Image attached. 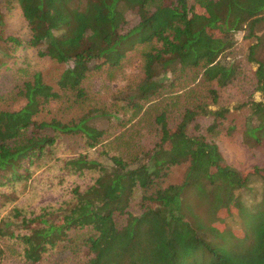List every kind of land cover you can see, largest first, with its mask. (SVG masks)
Returning <instances> with one entry per match:
<instances>
[{"label":"trees","instance_id":"16d2710c","mask_svg":"<svg viewBox=\"0 0 264 264\" xmlns=\"http://www.w3.org/2000/svg\"><path fill=\"white\" fill-rule=\"evenodd\" d=\"M4 2L20 6L32 35L24 41L5 37L0 29L1 68L23 44L38 47L41 57L73 64L55 84L40 71L20 68L21 83L0 95V202H17L18 186L26 187L54 158L66 175L88 174L92 181L74 186L67 200L37 211L25 204L5 216L0 210V264L13 241L32 264L58 246L83 252L82 264H264V175L258 169L243 175L219 163L214 137L233 132V111L210 108L222 89L243 77L242 63L232 61V52L234 34L245 30L244 38L255 39L247 59L257 64L261 95L243 105L250 111L246 132L258 142L264 137V57L258 56L264 48V0ZM128 13L139 17L132 27ZM134 51L142 63L139 80L122 93V101L95 103L83 85L90 73L121 69ZM10 99L24 103L15 107ZM60 102L64 117L42 116ZM130 110V118L120 117ZM173 115L179 120L175 124ZM200 115L212 117L207 133H190ZM100 117L122 125L145 120L155 132V145L136 152L117 149L124 133L105 142L112 134L92 123ZM66 134L79 135L86 152L57 159L55 149ZM101 145L98 154L91 152ZM181 164H187L184 180L168 182L171 168ZM255 176L262 179L261 195L247 204L241 191ZM136 199L139 213L129 209ZM241 202L246 203L242 208ZM234 216L241 219L237 229L227 222Z\"/></svg>","mask_w":264,"mask_h":264},{"label":"rangeland","instance_id":"374dc122","mask_svg":"<svg viewBox=\"0 0 264 264\" xmlns=\"http://www.w3.org/2000/svg\"><path fill=\"white\" fill-rule=\"evenodd\" d=\"M0 8L3 13V24L0 29L3 31L4 36L8 35L18 36L24 41L30 39L32 31L30 25L25 19L22 9L18 4H14L12 7H8L4 0H0ZM129 26L132 27L139 22L138 15L134 13H128ZM245 30L238 31L234 34L236 40V46L232 52V61H240L243 69V77L234 84L222 89L220 91V98L218 104L210 105V108L217 109L220 106H228L232 109L233 115L230 117V122L235 125V129L232 133L226 131L220 132L214 137V140L219 145L220 159L219 163L224 166L233 167L241 171L243 175H246L250 171L256 169L260 170L264 175V137L260 142L247 134V119L250 115L249 108L243 106L252 98L260 99V92L256 90L257 81L255 77V70L257 64L255 62H249L247 57L249 53L248 47L255 41V39L244 38ZM262 32H260L261 34ZM6 45L5 43H2ZM8 48L11 44H7ZM12 52V49L9 50ZM132 59L126 63L121 69L111 71L110 68H105L101 71H93L84 82V87L88 92L89 97L93 98V101L113 103L116 99H119L123 95V92L128 90L129 86H132L134 82L138 81L142 74V63L139 58V51L132 52ZM1 55V52H0ZM258 56L264 57V48H261ZM1 57V56H0ZM73 62L58 63L50 57L39 55L38 47L28 46L23 44L14 51L12 58H7V62L1 68L0 67V95L10 94L15 86L20 81L19 69L27 68L29 71L43 73L45 79L55 84L59 73L65 68L72 66ZM15 101L12 106L21 107L24 103L23 100ZM184 100V99H183ZM11 101L7 104L11 105ZM243 106V107H240ZM91 105H86L85 109H89ZM64 103H52L48 109H46L42 116L51 117L54 114H58L60 117H64ZM79 113L75 110V114ZM132 110L127 115L120 114V117L124 116L126 119L130 118ZM71 115L69 111L67 116ZM153 116L148 117L150 120ZM178 118L173 115L171 117V123L178 122ZM199 122L200 128L194 129V124ZM212 122V117L200 115L197 120L189 127L190 133H203L206 134V128ZM92 123H95L99 127L108 129L115 137V134H123L122 140L117 142V149H126L136 152L139 149L152 148L157 140L155 132L151 131L149 123L145 120L138 122V119L133 122H128L126 125H122L117 119L111 118L108 120L105 117L94 119ZM56 150V158L78 156L80 153H85L83 140L79 135L66 134L62 138V143L58 145ZM97 152L102 151V145L91 150ZM55 158L50 162H47L45 166L37 169L28 181L26 187L24 185L18 186L19 196L17 202L1 204L0 210L1 216H5L16 205L25 204L29 209L38 210L42 206L50 204H59L62 201L67 200L71 196V189L76 185H88L92 181L91 176L88 174H69L66 175V171L61 170L60 161L55 162ZM54 164L53 167H50ZM187 164H181L171 168L168 182L181 183L186 175ZM63 179V182H61ZM262 179L258 176L252 178V182L247 189H242L243 197L247 204H251L260 198L262 191ZM140 194L137 195V199ZM137 199L129 207L130 211L139 213L141 210L136 204ZM138 203V201H137ZM244 203V202H243ZM243 203L241 202V208ZM244 203V204H246ZM237 215L242 212L234 209ZM16 221V220H15ZM241 219L238 216L231 217L227 220L228 224L232 228L240 227ZM120 224L125 222V218H120ZM13 227H17L16 223ZM6 253L1 259V264H32L27 262L22 256V245L18 242H10L5 248ZM86 259L85 254L72 253L69 249L62 246H58L51 249L45 254L42 260L34 264H82Z\"/></svg>","mask_w":264,"mask_h":264}]
</instances>
